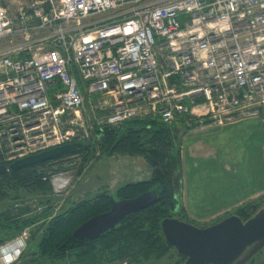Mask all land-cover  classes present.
<instances>
[{"label": "built area", "instance_id": "1", "mask_svg": "<svg viewBox=\"0 0 264 264\" xmlns=\"http://www.w3.org/2000/svg\"><path fill=\"white\" fill-rule=\"evenodd\" d=\"M14 37L0 48L6 167L135 119L187 129L264 112V0H39L15 18L0 6V41ZM28 237L1 243L0 264Z\"/></svg>", "mask_w": 264, "mask_h": 264}, {"label": "trees", "instance_id": "2", "mask_svg": "<svg viewBox=\"0 0 264 264\" xmlns=\"http://www.w3.org/2000/svg\"><path fill=\"white\" fill-rule=\"evenodd\" d=\"M180 128V125L165 126L151 119H135L117 127H104L97 132V136L104 135L103 143H99L96 136L93 144L82 142L84 147L81 149L74 148L60 157L0 175V233L17 230L19 234L36 224L29 232L30 240H37L36 250L32 254L36 260L48 262L69 258L75 264H143L159 261L171 251L177 254L165 241L160 223L165 218H177L192 224L185 219L178 198L181 160L176 140ZM91 149L93 155L90 154ZM96 151H99V156L104 153L107 156L144 157L151 168L148 179L118 187L115 191L117 200L132 199L147 191L155 192L159 198L148 208L126 216L97 239L78 240L73 236V231L88 219L110 210L114 196L104 190L90 197H80L65 209L62 206L56 210L60 200L53 195L49 179L51 175L68 173L75 166L70 159L72 156L81 157L76 166V174L81 176ZM28 200H35L36 204L45 206V209L34 216H27L32 210V204L30 207H19V204ZM257 203L246 202L228 215L234 214L247 220L258 210ZM205 226L208 224L202 227ZM3 242L0 240V244ZM177 256L179 259L175 264L185 259L179 254ZM259 264H264V261Z\"/></svg>", "mask_w": 264, "mask_h": 264}, {"label": "rangeland", "instance_id": "3", "mask_svg": "<svg viewBox=\"0 0 264 264\" xmlns=\"http://www.w3.org/2000/svg\"><path fill=\"white\" fill-rule=\"evenodd\" d=\"M36 1L39 0H0V6L6 8L11 18H15L20 7L29 8ZM22 42L21 37L7 38L0 41V48ZM26 52L29 53L28 48ZM53 89L54 87L51 91ZM263 121L264 112H261L258 118L241 120L223 126L210 123L197 128L191 127L188 130L184 127L180 128L176 144L180 150L181 171L190 168L195 171L188 188L190 191L193 190L195 199L192 201L196 203L194 205L186 203L187 190L184 188L183 203L180 202V204L183 207L185 219L191 221L194 226L214 224L217 219L227 217L229 213H233L246 202H264ZM95 134H97L96 130L92 131L88 138L92 144L95 142ZM90 154H94L93 149L90 150ZM80 158L79 156L70 157L75 166L63 175L68 180V186L59 193H55L52 186L53 195L58 196L60 200L56 210L62 206L65 209L67 205L69 206L80 197H90L104 190L114 196L113 200L117 201L115 191L118 187L129 182L146 180L150 176L151 168L144 157L107 156L104 153L99 156V151H96L87 170L81 176H77L76 166ZM52 176L54 175H51L50 183ZM178 181L179 176L176 184ZM255 191L256 194L250 196ZM31 204L32 210L26 214L27 216H34L45 209V206L36 204L35 200L21 203L19 207H30ZM35 227L36 224L26 228L25 231L29 234ZM17 235V230L0 233V240L6 242ZM36 245V238L30 240L28 237L21 253L22 258L14 264H75L74 260L69 258L51 262L36 260V256L32 254L36 250ZM31 258L34 259L30 260ZM178 259L177 254L171 251L159 261H147L143 264H175ZM262 261H264V247L245 264H259Z\"/></svg>", "mask_w": 264, "mask_h": 264}, {"label": "water", "instance_id": "4", "mask_svg": "<svg viewBox=\"0 0 264 264\" xmlns=\"http://www.w3.org/2000/svg\"><path fill=\"white\" fill-rule=\"evenodd\" d=\"M210 123L211 120L199 121L193 128ZM97 141L103 143L104 135L98 134ZM82 147V143H71L14 161L8 167L0 165V175L60 157L74 148ZM158 198L155 192L147 191L132 199L112 200L110 210L82 223L73 231V236L78 240H95L126 216L153 205ZM160 227L165 241L185 258L177 264H245L264 247L263 207L246 221L237 215H229L214 224L197 227L177 218H165Z\"/></svg>", "mask_w": 264, "mask_h": 264}, {"label": "crops", "instance_id": "5", "mask_svg": "<svg viewBox=\"0 0 264 264\" xmlns=\"http://www.w3.org/2000/svg\"><path fill=\"white\" fill-rule=\"evenodd\" d=\"M194 172L195 171H193V169H191V168L189 170H186V171L182 169V171H181V179H180V181H181V190H180V195L178 196L179 201L181 202V204L183 203L182 199H183L184 195L182 194V192H183L184 188L187 190V194H186V198H185V199H187L186 203L189 204V205L196 204V203H194V201H192V200L195 199V195L193 193V190L190 191L189 188H188V186L191 184V182L193 180L192 177L195 175ZM255 194H256V191L254 193H251L250 196L251 195H255Z\"/></svg>", "mask_w": 264, "mask_h": 264}, {"label": "flooded vegetation", "instance_id": "6", "mask_svg": "<svg viewBox=\"0 0 264 264\" xmlns=\"http://www.w3.org/2000/svg\"><path fill=\"white\" fill-rule=\"evenodd\" d=\"M258 204H260V205L258 206V209H259V208L263 207L264 202L257 203V205H258ZM228 216H229V215H228ZM221 220H222V219H221ZM241 220H242V219H241ZM219 221H220V220H219ZM242 221H246V220H242ZM257 253H258V252H257ZM257 253H256V254H257ZM256 254H255V255H256ZM255 255H253V256H252L247 262H249V261H250ZM247 262H246V263H247Z\"/></svg>", "mask_w": 264, "mask_h": 264}]
</instances>
